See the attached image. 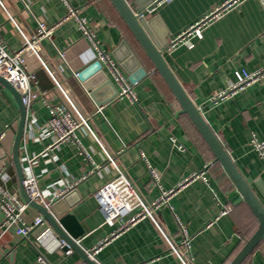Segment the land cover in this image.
Returning <instances> with one entry per match:
<instances>
[{
    "label": "crops",
    "instance_id": "obj_1",
    "mask_svg": "<svg viewBox=\"0 0 264 264\" xmlns=\"http://www.w3.org/2000/svg\"><path fill=\"white\" fill-rule=\"evenodd\" d=\"M151 1L145 0L144 8ZM224 1L168 0L147 17L157 18L159 32L165 33L169 41ZM0 2L27 36L34 31L36 19H43L49 25L59 22L51 36L40 44V56L46 66L34 56L27 58V67L35 75L31 88L45 91L50 102L59 103L61 96L54 79L60 82L79 111L90 116L89 124L98 142L84 126L76 130V138L90 155L87 159L74 140L54 145L52 134L38 137L37 131L49 118V108L37 98L27 114L19 155L24 173L35 176L39 193L46 200L53 199L50 203L57 206L54 207L57 212L74 216L82 228L76 242L84 251L107 238L97 253L88 257L98 264H180L156 224L176 246L183 247L181 223L189 236L193 264H229L256 229L257 218L214 160L188 116L180 113L178 102L160 74L142 53L139 55L137 43L110 0L71 2L80 16L88 20L95 38L126 77L113 54L115 50L118 56L125 52L124 48L117 51L122 39L144 60L147 74L133 84L136 101L126 96L117 97L118 88L108 75L116 93L111 86L106 87L98 98L112 97L98 103L73 75L74 71L94 61L96 52L81 35L76 20L60 21L66 13L61 0ZM128 2L135 6L136 12L140 11L137 7L140 1ZM1 4L0 31L8 48L15 49L21 44V37ZM58 52H62V56ZM163 54L264 203V160L251 144L253 137L264 140V75L232 97L211 100L214 94L235 81L236 70L253 71L264 67V0H240L213 19L204 28L202 37H193L190 45L180 43L171 51L164 50ZM96 103L103 105L102 113L93 114ZM18 116L15 99L0 82V131L5 125L9 126L0 140V170L10 176L1 184L20 196L11 158ZM29 158H33L32 162ZM116 167L147 205L155 201L161 190L175 188L193 172L205 168V174L204 178H196L170 194L167 202L153 213L156 224L145 216L112 235L121 220L133 212L106 222L94 193L111 180L117 185L122 183ZM151 169L156 172L157 180L152 178ZM68 184H72L71 187ZM225 207L229 211L219 215L220 209ZM37 215L41 214L30 206L25 217L31 219ZM2 217L0 212V221ZM61 241L47 225L26 237L16 234L14 225L0 228V264H42L38 256L48 264H88L74 249L64 251L59 246ZM241 264H264V239Z\"/></svg>",
    "mask_w": 264,
    "mask_h": 264
},
{
    "label": "built area",
    "instance_id": "obj_2",
    "mask_svg": "<svg viewBox=\"0 0 264 264\" xmlns=\"http://www.w3.org/2000/svg\"><path fill=\"white\" fill-rule=\"evenodd\" d=\"M66 8V13L62 20L74 19L77 22L78 28L81 35L84 38H87L89 43L95 49V60L101 62L105 72L111 76L112 81L117 86V97L126 96L132 101H136V96L133 90V84L127 77L122 73L119 68V65L114 60V58L107 53L102 47L100 42L95 38L93 31L90 27L88 20L80 16L79 10L74 6L71 0H61ZM168 0H153L145 8L137 12L139 15H149L152 14L158 6ZM240 0H225L217 6L215 9L211 10L201 18L192 22L187 28L182 32L173 36L166 44L164 50L171 51L175 46L180 43L190 45L191 38L202 37V32L204 28L215 18L219 17L223 12L230 9L233 5L238 3ZM1 4V2H0ZM3 7L4 5L1 4ZM27 7V5H26ZM5 7H3L4 9ZM28 9V7H27ZM7 17L10 22H12L21 37V44L15 49H9L6 45L2 32L0 31V76L8 80L15 89L19 92L21 96V101L26 107V114H28L29 108L34 100L37 98L42 99V103L48 106L49 108V118L46 124L39 128L37 131L38 137L42 138L49 134L53 135L54 145H58L61 142L74 140L80 147V152L84 155L85 158L90 159V155L87 150L81 145L79 140L76 138V130L79 127L84 126L93 138L98 142V138L94 134L93 130L90 127L89 121L90 116L82 114L75 103L70 99L68 94L62 87V84L54 79L55 86L58 88L61 96L59 103H52L48 99L45 91H36L31 88V82L34 81L35 75L27 67V58L29 56H34L41 61V63L46 66L40 56V44L43 39H48L54 27L57 24L49 25L43 19H36V27L30 36L24 34V32L18 27L17 22L11 16V14L4 9ZM62 56V52H58ZM150 71L149 73H151ZM79 71H74L73 75L77 78ZM264 75V67L253 70H236L235 71V81L230 83L224 90L214 94L211 98L212 101L216 102L217 100L228 98L234 96L238 91L245 88L251 82L257 80ZM102 104H95L93 114L102 113ZM8 125H5L4 130L0 131V140L4 137L5 131L8 128ZM251 144L256 150V152L262 156L264 160V140H257L255 137L251 139ZM109 161L114 164V161L110 155H107ZM33 158H29V161L32 162ZM117 168V167H116ZM118 170V177H121L123 181L120 185H117L115 180H111L101 186L95 193L94 197L98 204L100 212L104 216L106 222H112L122 216L133 212L127 219L121 220L116 231L112 235L117 234L122 229L127 228L128 226L134 224L137 220L149 216L153 222L156 220L153 217L154 211H156L159 206L167 202L168 197L171 193L177 191L179 188L184 186L186 183L196 179L204 178L205 168L193 172L190 176L182 180L177 184L175 188L169 190H161L159 196L151 204H145L141 197L135 192L132 185L122 177V173ZM152 178L157 180V174L154 170H149ZM10 178L9 174L0 170V212L3 214V217L0 221V228H6L10 225L15 226V232L21 237H26L29 233L35 231L40 225L43 224L44 219L41 215L34 216L31 219H27L26 211L30 207L27 202H25L17 193L10 192L5 189L1 181H7ZM23 184L26 188L28 195L38 202L42 203L45 206H48L53 200L47 199L44 195L39 193L36 188V180L33 174H25ZM72 184H68V187H71ZM67 187L58 194L61 195ZM127 193L125 196L123 193ZM135 208V210H133ZM132 210V211H131ZM229 211V208L220 209L219 215L225 214ZM156 224V223H155ZM180 224V231L182 233V245L183 247L176 246L173 240L166 235L160 228L158 224L156 226L161 231L165 242L170 248L171 253L177 258L180 264H193L191 254L189 252V236L185 227ZM210 224V223H209ZM107 241V238H103L98 244L93 246L90 250H86L87 254L90 257H93L95 253L101 248L103 243ZM59 246L67 252H70L72 249H64L65 243L61 241ZM38 261L42 264H48L42 256L37 257Z\"/></svg>",
    "mask_w": 264,
    "mask_h": 264
},
{
    "label": "water",
    "instance_id": "obj_3",
    "mask_svg": "<svg viewBox=\"0 0 264 264\" xmlns=\"http://www.w3.org/2000/svg\"><path fill=\"white\" fill-rule=\"evenodd\" d=\"M136 1L142 2H138L139 5L137 7L139 10L143 9L145 6V0ZM110 2L131 32L138 45L139 55L142 53L151 63L153 69L160 74L178 102L180 113L188 116L195 129L212 152L214 160L221 165L223 171L239 192L242 200L257 218L258 224L256 229L249 238L246 239L240 250L229 263L240 264L258 242L264 239V203L257 196L251 184L233 162L221 140L205 120L201 109L192 100L187 90L166 61L163 52L168 40L165 37V33L159 32L156 25L157 18H149L145 15L137 14L134 8L135 6L133 7L128 0H110ZM122 48L125 49V52L121 53L120 56L117 55L116 50L113 54L120 63V66L125 70L127 79L131 83H135L147 74L146 66L143 63L144 60L136 55L132 47L124 39L120 41L117 51ZM77 79L82 83L84 88L89 91L90 96L96 99L98 103L106 101L112 97L111 95L107 99L104 98L106 100L98 98L100 92L106 87L111 86L114 89V93H116L112 81L103 69L101 62L98 60H94L83 66L78 73ZM0 82L12 94L19 108L11 158L19 183L20 197L43 216L44 222L39 227H44L46 225L49 226L55 235L65 243V250L67 248L74 249L84 260L87 261L88 264H98L91 260L86 251L77 244L76 240L82 233V228L77 224L76 219L71 213H65L62 211L57 212L55 210L57 206H55L54 203V206L52 203H50V207L45 206L28 195L23 184L24 170L19 155V147L26 127V107L21 101L19 92L8 80L0 76ZM256 185L261 191H263L258 183H256Z\"/></svg>",
    "mask_w": 264,
    "mask_h": 264
},
{
    "label": "trees",
    "instance_id": "obj_4",
    "mask_svg": "<svg viewBox=\"0 0 264 264\" xmlns=\"http://www.w3.org/2000/svg\"><path fill=\"white\" fill-rule=\"evenodd\" d=\"M241 263H242V262H241ZM241 263H240V264H241Z\"/></svg>",
    "mask_w": 264,
    "mask_h": 264
}]
</instances>
